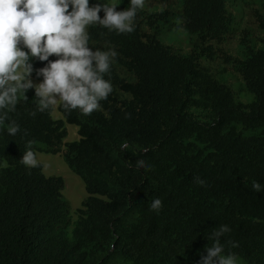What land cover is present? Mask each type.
<instances>
[{"label":"trees","instance_id":"trees-1","mask_svg":"<svg viewBox=\"0 0 264 264\" xmlns=\"http://www.w3.org/2000/svg\"><path fill=\"white\" fill-rule=\"evenodd\" d=\"M153 1L163 9L0 0V55L16 61L6 37L64 117L0 62V264H264V133L245 135L264 129V50L239 60L219 47L226 0ZM176 4L197 36L189 54L158 40ZM251 22L264 30V5ZM72 56L78 68L63 72ZM217 58L253 103L202 63ZM67 124L79 140L66 142ZM37 152L63 154L83 179L76 222L64 179L27 165Z\"/></svg>","mask_w":264,"mask_h":264},{"label":"rangeland","instance_id":"rangeland-1","mask_svg":"<svg viewBox=\"0 0 264 264\" xmlns=\"http://www.w3.org/2000/svg\"><path fill=\"white\" fill-rule=\"evenodd\" d=\"M137 2L142 9L149 12H159L163 9L161 5L155 3L153 0H137ZM226 2L227 10L232 16V21L229 24L227 39L219 47L225 46L229 55L239 60L244 59L247 46H251L257 50H264V30L253 25L251 22L253 13L257 10H262L264 0H226ZM116 7H119V0H102L99 10L109 11ZM177 11L178 4L174 8L176 14L168 22H163L159 25L158 40L182 54H189L197 43V36L190 34L181 26ZM244 40H246L245 43H243ZM1 41L16 57V61L14 62L0 55V62H14L16 65L15 76L7 82L25 81L28 85L33 86L38 93L50 100L53 106V118L57 121H64V117L59 111L61 98L58 92L50 85L34 79L26 72L24 62L18 56L17 50L11 40L2 37ZM202 63L216 73V78L222 84L229 86L234 91L237 103L248 105L255 101V95L247 91L242 77L234 70L233 65L228 67L223 62V59L220 58L210 61L203 60ZM68 65V67L63 68V72L72 73L73 70L78 68V63L73 56L69 58ZM66 127L68 130L66 142L79 140V128L70 124H67ZM239 129H242V127H239ZM262 133H264V129L245 131V135L247 136L260 135ZM37 164L44 166V173L47 177L56 176L64 179L65 190L63 191V197L70 203L73 221L76 222L78 219L76 212L82 208L83 202L88 197L83 179L68 167L64 161L63 154L52 155L37 152L27 160V165L35 166ZM6 166L7 163H4L1 168Z\"/></svg>","mask_w":264,"mask_h":264}]
</instances>
